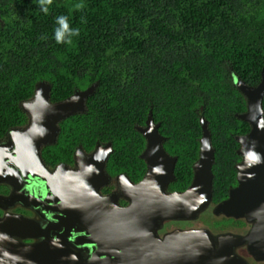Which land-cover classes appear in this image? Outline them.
<instances>
[{
    "label": "trees",
    "instance_id": "1",
    "mask_svg": "<svg viewBox=\"0 0 264 264\" xmlns=\"http://www.w3.org/2000/svg\"><path fill=\"white\" fill-rule=\"evenodd\" d=\"M61 16L73 34L57 42ZM0 18V136L26 123L20 103L38 82L55 102L97 81L84 111L61 120L55 142L42 147L46 164L109 141L106 169L139 178L145 138L136 126L151 111L164 150L177 157L170 187L183 189L202 115L214 148L213 202L225 195L239 159L234 135L250 127L236 116L246 99L233 73L251 86L260 81L264 0H0Z\"/></svg>",
    "mask_w": 264,
    "mask_h": 264
},
{
    "label": "water",
    "instance_id": "2",
    "mask_svg": "<svg viewBox=\"0 0 264 264\" xmlns=\"http://www.w3.org/2000/svg\"><path fill=\"white\" fill-rule=\"evenodd\" d=\"M233 79L235 86L246 99V110L237 117L247 121L250 124V130L246 134L236 136L240 144L238 153L243 156V159L236 164L238 184L229 191L226 199L214 207L213 212L236 218L245 217L248 221L254 220L250 233L252 235L258 234L263 225L261 223L264 221V219L259 220L260 216L261 218L264 216V110L262 108L264 71H261L260 81L255 86L246 84L234 73ZM97 84L98 82L95 81L86 88L77 89L56 102L49 101L50 85L47 82L40 81L36 84L32 100L22 106V109L30 115L28 127L10 131L9 139L5 144H0V182L10 181L20 184L23 178L30 175L48 180V187L56 191L57 187L53 185L56 181L50 180V177H55L54 175L58 172H50L41 161L40 147L54 141L59 121L84 111L85 102L94 93ZM199 120L202 133L199 156L192 167V181L184 191L166 193L165 188L168 182L174 179L173 169L176 157L168 155L162 148L165 137L158 131L159 122L155 123L152 112H148L144 125L136 127L145 138V147L140 157L146 163V173L136 184L130 183L125 176H121L123 195L131 200L126 207L117 206L114 196L112 198L95 195L98 186L108 179L104 173V165L108 152L111 150L110 143L104 146L98 143L89 156H85L80 148L77 149L75 162L78 165V171H68L67 175L79 186L73 189L83 191L90 188L88 191L95 192L90 198L93 197L94 200L102 203L100 207L105 210L106 218H110L105 221L108 225L105 229V243L107 245L111 241L112 250L115 242L119 244L122 242L121 245L137 242L147 246L144 254L149 255L151 259L159 258L164 255L162 247L171 248V241L174 239L180 246V250L170 253L168 264L182 262L222 264L224 259L229 258L231 251H217L214 241L205 229L179 233L176 231L166 234L163 240L159 239L153 231L163 220L195 218L211 200V165L214 152L207 122L202 115L199 116ZM85 185L87 188H84ZM15 195L14 191L6 200L14 199ZM28 225H31V220L20 215L0 217V264H35L37 262L39 245L26 246L15 238L28 235L23 233ZM246 238L226 235L219 236L218 241L228 239L233 240V243H242ZM157 247L158 253L154 250ZM179 255L181 260L176 261ZM150 261H156V259ZM96 264L116 263L112 258L107 257L98 259Z\"/></svg>",
    "mask_w": 264,
    "mask_h": 264
},
{
    "label": "flooded vegetation",
    "instance_id": "3",
    "mask_svg": "<svg viewBox=\"0 0 264 264\" xmlns=\"http://www.w3.org/2000/svg\"><path fill=\"white\" fill-rule=\"evenodd\" d=\"M87 86L88 85H86L82 89L86 88ZM77 89L78 88H75L74 91ZM32 97L20 103L21 109L24 103L32 100ZM238 114H236V116ZM26 116L27 120L25 124L21 126L11 127L3 135L0 136V144H5V142L9 139L10 131L25 129L26 127H28L30 122V115L26 113ZM238 135L243 134L234 135L235 140L236 136ZM56 137L52 143L55 142ZM52 143L43 144L40 147L39 155L41 161L44 163V165L50 172H58L54 175L55 177H50V180L56 181V183L54 182L55 184H53L54 187H57L56 191H52L48 187V180L43 178L41 179L39 177H33L30 175L23 178L20 184L17 182L11 183L10 181L0 182V217L2 218L5 215H20L31 220V225H28L27 229L23 231L24 234L28 235H26L25 237L15 238L21 244H24L26 246L31 244L39 245L38 255H36L37 262H35V264H96V261L98 259H105L107 257L112 258V260L116 264H142L144 262H149L148 264H165V262H167L166 264H168V260L170 259V253L173 251L180 250V246L177 244V241H174V239L171 241V248L166 249L165 247H162V251L164 254L162 256L160 255L162 258L158 255H153L158 256L159 258L153 257L151 259L149 255L143 253L147 246L137 244V242H134V244H130L129 242V244L127 243L124 245H121L122 242L120 244L115 242V247L112 250L110 248V246L112 245L111 241L108 242L109 244L111 243L110 245H106L105 243V229L108 226L105 221L110 220V218H106V215L104 214L105 210H102V207H100L102 203L100 201L94 200L93 197L90 198L92 194H95V192L92 191L91 193V190L88 191L90 188L88 190L83 191L73 189L79 188V186L74 183L73 179L69 175H67V172L78 171V165L75 162V154L77 149L80 148L85 156H89L98 143L104 146L110 142H96L94 148L90 151H86L80 145H78L72 154V160L70 162L60 161L55 163L54 165H48L43 160L41 149L43 146ZM237 143L238 146L236 147L235 152L239 156V159L234 163L235 181L227 184L225 195L213 202L212 187L211 200L208 206L203 211H201L195 218L163 220L160 222V225L153 231L159 239L163 240L166 234H171L176 231L179 233L188 230L197 231L205 229L209 232L212 240L214 241L215 248L217 251H231V255L229 254L228 256L229 258H226V260L224 259L221 262L222 264H264V221L261 223L263 225L259 230L258 234L250 235L253 223L255 222L254 220L248 221L245 217L236 218L234 216H227L223 213L215 214L213 212L214 207L218 203L226 199L228 197L229 191L235 188L238 184L236 176V164L243 159V156L242 154L238 153L240 144L238 141ZM112 150L113 149L111 147V150L108 152V155L112 152ZM141 153L139 154V157ZM106 161L104 165V173L105 175H107L108 179L107 181H104L98 186L95 195H99V197L112 198L114 196V201L117 206L126 207L130 204L131 200L130 198L125 197L123 195V181L121 185V176H125V178L129 180L132 184L138 183L143 179L146 173V163L144 161V173L139 178H133L124 172L111 174L106 169ZM192 176L188 185H186L183 189L170 187V183L175 180L174 177L172 181L168 182L165 188V192L171 193L184 191L190 185L192 181ZM84 188H87V185H85ZM14 191L16 193L15 198L9 201L6 200L7 197L10 196V194H12ZM205 217L208 218L207 222H204L202 224L194 223L195 221H198ZM260 219L263 220L264 216L262 218L260 216L259 220ZM119 235L121 236V233H119ZM124 235L127 236L125 232ZM226 235L247 238L242 241V243H233V240L228 239L220 240V242L218 241L219 236L224 237ZM154 250L157 253L159 252L158 247ZM253 252L255 253L256 257H254L255 255ZM160 258L163 259V261ZM154 259H156V261H150ZM177 259L178 260H175L180 261L181 255H179V258ZM181 264L190 263L182 262Z\"/></svg>",
    "mask_w": 264,
    "mask_h": 264
},
{
    "label": "clouds",
    "instance_id": "4",
    "mask_svg": "<svg viewBox=\"0 0 264 264\" xmlns=\"http://www.w3.org/2000/svg\"><path fill=\"white\" fill-rule=\"evenodd\" d=\"M40 3L41 5H45V4L50 5L52 3V0H40ZM77 7H80V6L78 5ZM43 11L47 13L48 8L44 7ZM57 22L59 24V27L56 29L55 38L57 42H64L66 35L70 37L73 34V32L69 28V24L65 17L63 16L59 17Z\"/></svg>",
    "mask_w": 264,
    "mask_h": 264
},
{
    "label": "rangeland",
    "instance_id": "5",
    "mask_svg": "<svg viewBox=\"0 0 264 264\" xmlns=\"http://www.w3.org/2000/svg\"><path fill=\"white\" fill-rule=\"evenodd\" d=\"M83 87L82 86H80V88H78V89H82ZM207 220H208V218L207 217H205V218H202V219H200V220H198V221H195L194 223L195 224H197V223H204V222H207Z\"/></svg>",
    "mask_w": 264,
    "mask_h": 264
}]
</instances>
